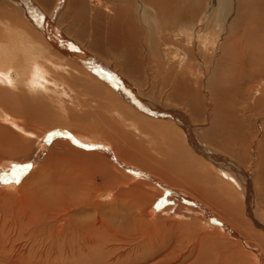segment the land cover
<instances>
[{"label": "bare ground", "instance_id": "1", "mask_svg": "<svg viewBox=\"0 0 264 264\" xmlns=\"http://www.w3.org/2000/svg\"><path fill=\"white\" fill-rule=\"evenodd\" d=\"M0 88L40 94L16 98L21 114L40 117L35 107L48 100L59 109L61 125L38 140L57 127L80 128L10 153L0 188L12 189L34 161L59 149L70 154L66 165L92 161V179L108 184L119 172L127 188L120 193L135 181L144 220L161 205L211 224L219 214L211 202L231 189L239 201H225L223 216L237 231L232 241L249 252L245 264H264V0H0ZM64 103L75 110L67 113ZM1 119L17 124L6 113ZM63 174V182L75 181ZM217 227L236 237L224 222ZM67 230L91 241L82 227Z\"/></svg>", "mask_w": 264, "mask_h": 264}, {"label": "rangeland", "instance_id": "2", "mask_svg": "<svg viewBox=\"0 0 264 264\" xmlns=\"http://www.w3.org/2000/svg\"><path fill=\"white\" fill-rule=\"evenodd\" d=\"M0 89V165L9 162L6 160L10 153H15L18 149L23 151L25 148L26 152H31L36 148L39 140L53 135L55 132H65L72 135L73 131H80V128L74 127V125L70 128L57 127L46 132L38 140L36 137L43 132L42 130L52 128V125L56 122V125H61V122L58 121L63 118L58 115L57 111L59 109L48 100L45 102L47 104L46 108L43 106L45 111L43 108L35 107L37 110L42 111L40 117H30L25 114L26 112L21 114L15 110V106L12 107L16 102V98L23 99V97L28 96L40 99V94L31 96L26 93L27 96H22L13 89ZM109 100L111 106H118L117 100L112 98ZM248 102L252 103L250 100ZM64 109L67 113L73 109L75 110L69 103H64ZM77 111L76 109L75 112ZM5 113L17 124H12L13 121L11 120L1 119L2 114ZM69 122H66V124H70ZM18 126L23 127L24 133L17 131ZM57 137H53L52 140ZM23 140L25 141L23 142ZM29 140L31 145H28ZM100 146L111 149V146L107 143H101ZM84 151L90 152L91 150L86 151L84 149ZM20 153L14 156L21 157ZM69 157L70 154L55 149L51 157H46L44 161H34L33 166L24 171V176L19 179V183L15 187L8 190L0 188V264L244 263V257L249 252L232 241L238 239L237 231L232 229L233 224L226 222L223 216L225 208L223 203L225 201L228 200L230 204L239 201L233 190L230 189L226 197L221 195L222 202H211L214 210L219 212L218 217L213 216L214 219L210 217L214 221L211 224H202L198 218L193 216L174 217L169 210H167V213L163 212L161 205H157L159 209L145 221L143 218L137 217L136 209L141 204H138L140 197L136 188H134L135 181L129 182L128 185L132 188L130 189L131 192H127L128 195L120 193L127 191V188L120 186V183L125 181L119 172H114L116 179L107 184L106 179L100 175H97L94 179L91 178L90 173L95 172L91 167L92 163L90 162L92 161L87 159V161H81L83 164L78 168L74 159L71 161L72 165H66ZM112 165L116 166L114 163ZM123 166L133 169L135 172L137 171L132 166H127V164ZM16 167L14 165L7 168V171L11 173ZM118 168L121 169L119 166ZM64 171H68L69 180L75 179V181L69 182L67 180L68 182H63ZM15 172H18V170ZM144 174H146L145 171ZM27 176H31V178ZM220 177L230 182L224 175H220ZM135 180L145 182L141 178H135ZM108 185L109 187L111 185L112 188L110 187V189ZM95 190H99L101 193L95 194ZM109 191H112V194L114 191L115 194L120 195L116 196L114 200L113 195L110 199H104V192ZM154 192L155 190L151 191V193ZM166 195L164 194V198L168 196ZM151 197L144 199L147 207L153 202ZM166 203L167 200L164 201L165 205H167ZM221 222H224L230 229L235 231L233 233V235H236L235 238H226L228 236L217 227ZM72 226L82 227L85 234L88 232L91 237L90 243L86 241L85 237H83L84 240H79L81 235L75 237L71 234L70 236L67 229L72 228ZM67 238L71 239L70 242L75 243L72 248L69 247L70 243H68ZM54 241L55 244H53ZM79 243L80 245H78ZM54 245L56 246L54 247ZM83 245L84 247H82ZM234 246L237 248L235 249ZM94 247L95 249H93ZM238 248L239 250H237ZM238 256L241 258L238 259Z\"/></svg>", "mask_w": 264, "mask_h": 264}]
</instances>
